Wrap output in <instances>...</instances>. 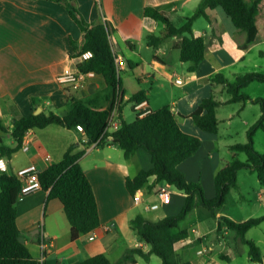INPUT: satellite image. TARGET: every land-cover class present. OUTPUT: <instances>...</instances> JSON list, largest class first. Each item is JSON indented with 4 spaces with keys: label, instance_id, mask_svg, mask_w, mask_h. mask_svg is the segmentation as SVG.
<instances>
[{
    "label": "crops",
    "instance_id": "obj_1",
    "mask_svg": "<svg viewBox=\"0 0 264 264\" xmlns=\"http://www.w3.org/2000/svg\"><path fill=\"white\" fill-rule=\"evenodd\" d=\"M200 1L75 0L74 4L88 23L108 21L115 29L110 39L126 90L121 118L127 123L136 119L135 103L130 99L138 92L144 93L152 111L170 107L178 116L182 131L201 140L197 153L178 168L188 182L202 185L207 199H213L217 192L215 177L226 164L219 149L222 142L220 124L226 123L234 130L238 120L243 119L242 130H246L247 137L248 129L261 116L260 109L254 115V121L245 117L249 106L258 104L250 101L229 103L231 95L222 78L234 82L237 76L246 73L264 74V1L257 20V40L250 45H246L247 34L238 31L219 10L208 11L210 21L200 18L204 19L200 24V19L196 20L193 25L195 37H206L211 44L196 70L189 71L193 63L180 60L178 46L181 38H166L158 47L149 45L148 36L162 35L165 25L146 17L144 11L147 7L160 9L174 26L181 27L185 18L193 15ZM83 44L84 33L70 17L64 3L0 0V117L7 128L13 127L14 114L21 117L41 112L64 115L74 99L97 111L111 109L115 90L107 86L102 76L96 74L88 78L81 91H71L57 81L67 69L79 71L78 66L83 62L79 55ZM211 97L220 102L216 109L217 134L200 130L192 118L201 102ZM118 118L121 120L120 116ZM2 145L13 147L15 141L7 135ZM233 145H225L231 153ZM72 146L74 153L84 151L79 163L96 197L100 227L72 240L71 226L62 203L50 199L49 191L41 189L19 198L16 204L17 225L31 255L42 264H79L99 254H105L115 262L127 249L142 248L149 252L150 245L140 240L131 227V220L138 215L152 221L175 216L182 210L186 196L177 189L172 191L173 187L169 185L171 201L161 204L156 192L167 184L155 183V177H151L148 187L140 190L143 203H134L126 179L153 168L151 155L145 150L139 149L127 160L117 145L89 146L79 126L66 129L50 125L30 130L22 149L11 158L3 157V160L13 173L32 164L43 172L59 163ZM259 197L262 200L264 194L260 193ZM242 200L245 199L242 197ZM148 204L158 208L146 210ZM243 208V205L229 208L226 202L215 215L201 207L193 210L179 227L188 236L175 245L178 256L193 264H264V238L250 239L259 247L263 257V263L252 261L249 247L235 237L223 220L228 218L235 223H244L255 217L252 211L245 212ZM47 239L51 245L43 248L42 243ZM200 245L207 249L203 257L196 255ZM156 257L152 255L149 261L137 257L136 264H162V260L158 257L160 262H157Z\"/></svg>",
    "mask_w": 264,
    "mask_h": 264
},
{
    "label": "trees",
    "instance_id": "obj_2",
    "mask_svg": "<svg viewBox=\"0 0 264 264\" xmlns=\"http://www.w3.org/2000/svg\"><path fill=\"white\" fill-rule=\"evenodd\" d=\"M64 3L70 17L84 33V44L79 55L91 52L93 57L83 61L78 66L80 72H94L103 77L107 86L115 90L112 107L108 111H97L82 101L72 100V107L64 115L53 112L29 117L14 114L12 125L7 128L0 117V159L11 158L22 147L24 138L32 129H44L50 125H57L66 129L81 127L87 137L89 146L104 147L108 144L117 145L124 153L125 159H131L139 149L151 155L153 168L141 171L134 178L126 179V187L133 196L137 191L148 187L149 179L155 177V183L168 184L185 194L186 200L182 210L175 216L152 221L141 215L131 220V227L140 240L151 249L144 252L142 248L127 249L122 257L113 262L107 255L99 254L90 257L79 264H136L137 257L149 261L152 255L159 257L162 264H193L183 260L175 251V245L188 236L186 231L179 230L180 224L196 208L209 210L213 215L222 208L233 188L237 187V174L247 169L256 173L258 180L264 186V153L256 150L254 136L258 130L264 131V99H252L243 94L253 82L264 83V74L246 73L236 77L234 82L222 78L227 92L231 95L229 103L248 101L258 104L261 116L248 130L247 143L236 144L231 147L235 154L244 153L246 162L233 160L227 163L216 175V196L207 199L199 182H188L179 170V165L194 156L201 147L200 138L187 134L179 126L178 116L170 107L151 111L150 114L127 123L121 118L126 90L120 79V72L116 63V54L111 44V36L115 32L108 22L96 24L88 23L75 6V0H49ZM264 0H201L193 15L185 18L181 27L172 24L169 17L160 9L147 7L146 17L165 25V31L160 36L149 35V45L158 47L166 38H181L178 49L182 62L193 63L189 71H195L204 60L211 41L206 37H195L193 25L196 20L205 18L210 21L208 11L222 10L231 20L235 28L247 34L246 45L257 40V20L260 15V5ZM145 100L143 92L134 94L130 102L138 103ZM220 102L213 97L201 102L192 114L194 124L202 131L217 134L219 121L216 109ZM113 110L121 118V126L117 131H107L108 119ZM10 135L15 146L2 145L5 136ZM74 146L70 147L63 159L48 169L39 173L42 189L49 191L50 199H58L63 207L71 226L72 240L81 235L91 233L100 227L98 205L92 185L82 169L79 160L84 151L74 153ZM22 181L13 172H5L0 176V264H42L35 259L21 238L17 225L18 211L16 204L19 199ZM226 225L235 233V237L249 247L252 261L263 263L259 247L246 239L247 232L264 222V216L252 218L244 223H235L223 218Z\"/></svg>",
    "mask_w": 264,
    "mask_h": 264
},
{
    "label": "rangeland",
    "instance_id": "obj_3",
    "mask_svg": "<svg viewBox=\"0 0 264 264\" xmlns=\"http://www.w3.org/2000/svg\"><path fill=\"white\" fill-rule=\"evenodd\" d=\"M223 12L222 10H219ZM200 24L204 23V19H200ZM261 25V24H260ZM262 74V73H261ZM244 94H247L253 98H263L264 99V83L253 82L250 86L243 90ZM127 108L129 104L126 105ZM130 110V109H129ZM260 108L258 105H250L248 110L245 113V117L251 119V121L256 119V115ZM131 112V110H130ZM255 117V118H254ZM6 118V117H5ZM4 118V120H5ZM243 120V119H242ZM242 120H238V124L234 125V130L226 125V123L220 124V135H221V145L220 152L222 153L223 158L225 159L226 164L233 162L234 159H237L242 162H246V155L244 153H239L235 155L234 152L231 153L226 148V144H246L248 139L246 137V130L242 126ZM7 120H5L6 122ZM249 130V129H248ZM248 132V131H247ZM232 135V138L230 137ZM254 145L257 151L264 153V131L258 130L254 136ZM224 162V163H225ZM225 164V165H226ZM224 165V164H223ZM176 190L174 187L172 191ZM264 194V186H262L257 178L256 173H249L247 169H243L239 172L238 175V184L236 188H233L228 196L227 207L231 208L233 206L243 205V210L245 212L252 211L254 213V218H259L264 216V197L260 200L259 194ZM242 197L245 199L242 200ZM251 198V202H250ZM250 203V204H249ZM150 218L151 215H148ZM195 215L192 216L194 218ZM262 237L264 238V224L260 227H254L247 234V239H255ZM157 262H160L158 257H156Z\"/></svg>",
    "mask_w": 264,
    "mask_h": 264
},
{
    "label": "built area",
    "instance_id": "obj_4",
    "mask_svg": "<svg viewBox=\"0 0 264 264\" xmlns=\"http://www.w3.org/2000/svg\"><path fill=\"white\" fill-rule=\"evenodd\" d=\"M93 57L91 52H85L80 55L82 61L89 60ZM118 65V61L116 60ZM119 67V66H118ZM96 74L94 72H80L73 71L70 69L65 70L58 78L57 81L64 86L65 88L71 91H81L86 86V81L88 78L94 77ZM180 83V82H178ZM134 112H136L137 116L144 117L151 113V109L148 107V104L145 100L135 103L133 106ZM121 126V120L118 118V114L116 110H113L111 116L108 119L107 131L113 132L117 131ZM49 160V158H46ZM0 171L1 173L8 172V166L4 163L3 158L0 159ZM39 170L36 165L32 164L25 168L17 171V176L22 181L21 191L19 194V198L26 197L34 192H37L42 189L40 179H39ZM156 197L160 201L161 204H169L171 201V194L169 191V185H164L160 187L156 192ZM133 201L136 205L142 204L143 200L141 198L140 190L137 191L133 195ZM158 208L157 205L148 204L145 206L146 210H156ZM51 245V241H44L42 243L43 248ZM207 254V249L200 245L199 249L196 252L198 257H203Z\"/></svg>",
    "mask_w": 264,
    "mask_h": 264
},
{
    "label": "water",
    "instance_id": "obj_5",
    "mask_svg": "<svg viewBox=\"0 0 264 264\" xmlns=\"http://www.w3.org/2000/svg\"><path fill=\"white\" fill-rule=\"evenodd\" d=\"M38 113H36V115H37Z\"/></svg>",
    "mask_w": 264,
    "mask_h": 264
}]
</instances>
